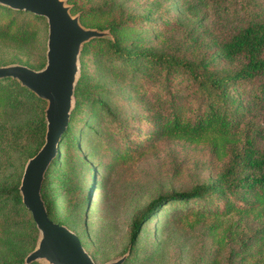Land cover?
<instances>
[{
    "label": "rangeland",
    "instance_id": "rangeland-1",
    "mask_svg": "<svg viewBox=\"0 0 264 264\" xmlns=\"http://www.w3.org/2000/svg\"><path fill=\"white\" fill-rule=\"evenodd\" d=\"M65 3L72 7V14H81V23L92 27L116 17L131 19L117 33L120 45L135 40L153 51L190 58L214 51L217 40L248 22L264 23V0ZM141 15L148 18L133 23V17ZM46 34L45 17L0 7V64L43 66ZM242 60V56L220 57L216 62L235 69ZM77 61L59 159L61 176L68 178V192L55 188L56 202L49 217L63 219L96 264L124 253L122 264H264V235L260 237L262 232L257 229L262 223L260 215L249 211L213 216L204 211L207 205L201 197L168 199L140 224L129 251L133 216L158 195L209 184L225 157L210 151L207 138L191 142L155 130L158 101L167 104L172 100L179 115L191 114L197 104L193 87L183 75L174 73L162 82L163 70L145 67L131 79L136 85H131L121 58L96 40L83 44ZM237 90L241 92L239 126L264 130V97L248 101L250 82L230 88V92ZM45 103L25 94L14 96L8 84L0 83V264H15L38 238L29 211L9 199L5 186L12 175L21 176L29 152L39 140L34 124ZM238 136L241 141L243 135ZM33 264L46 262L37 259Z\"/></svg>",
    "mask_w": 264,
    "mask_h": 264
},
{
    "label": "trees",
    "instance_id": "trees-1",
    "mask_svg": "<svg viewBox=\"0 0 264 264\" xmlns=\"http://www.w3.org/2000/svg\"><path fill=\"white\" fill-rule=\"evenodd\" d=\"M0 7L5 10H18L3 4H0ZM125 17H116L104 24H96L92 27V25L81 23V14H79L78 20L82 26L98 30L108 29L106 36L94 37L84 43L96 40L110 47L112 53L121 58L123 67L128 68L131 85H136L131 79L136 77L139 70L145 71V67L156 68V72L163 70L162 82L174 73L183 75L186 82L193 87L197 104L191 114L179 115L173 108L172 100L167 104L165 101H158L154 116L156 120L153 124L155 130L166 136L191 142L207 138L210 151L218 158L225 157L221 170L209 184L195 185L190 190L174 192L170 196L158 195L151 199L140 213L133 216L127 246L129 251L139 234L140 224L160 210V206L168 199L187 201L201 197L207 205L204 206V211L213 216L228 217L235 212L254 211L260 215L262 223H259L257 229L262 232L260 234L262 237L264 235V130L251 128L249 125L239 126L237 111L241 105V92L240 90L230 92V88H234L235 84L242 85L250 82L252 90L247 95L248 101L252 103L264 97V23L248 22L228 34L226 38L217 40L214 51L205 50L202 54L190 58L175 52L153 51L147 46L139 45L135 40L120 45L117 33L125 25V21L130 22L131 20H126ZM145 18L148 17L146 15L134 16L132 21L137 23ZM83 44L79 53L82 52ZM238 56H242L243 60L235 69L217 65L216 60L220 57L231 60ZM0 83L8 84L14 96L25 94L33 97L38 103L43 101L26 87L21 86L14 78H0ZM34 126L39 140L27 158L43 142L45 130L43 113ZM67 129L68 124L60 140L59 151ZM239 134L243 135L241 141ZM59 159L60 153L45 171L40 188L48 216L56 202L55 188H63L68 192L66 186L68 178L61 176ZM19 178L18 175H12L5 186L7 196L14 203H21L18 190ZM51 182L55 183L52 188L50 187ZM88 192L89 188L87 196ZM73 206L76 207L77 203L74 202ZM54 221L64 224L63 219L58 217ZM23 258H19L15 264H23ZM33 263L34 261L28 264Z\"/></svg>",
    "mask_w": 264,
    "mask_h": 264
},
{
    "label": "water",
    "instance_id": "water-1",
    "mask_svg": "<svg viewBox=\"0 0 264 264\" xmlns=\"http://www.w3.org/2000/svg\"><path fill=\"white\" fill-rule=\"evenodd\" d=\"M0 4L43 16L47 23L45 63L42 67L34 69L21 63L0 64V78L16 79L46 102L43 142L26 159L18 184L21 203L38 230L36 244L24 256L23 264L37 259L46 264H96L77 234L48 216L40 188L45 171L60 153L59 143L69 120L81 45L91 38L106 36L108 32L82 26L78 14L69 12L70 6L65 0H0ZM126 256L124 253L102 264H121Z\"/></svg>",
    "mask_w": 264,
    "mask_h": 264
}]
</instances>
